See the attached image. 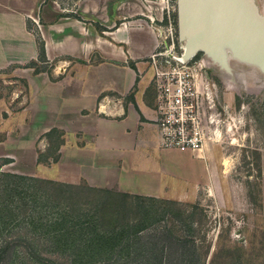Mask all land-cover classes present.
Returning a JSON list of instances; mask_svg holds the SVG:
<instances>
[{"label": "crops", "instance_id": "1", "mask_svg": "<svg viewBox=\"0 0 264 264\" xmlns=\"http://www.w3.org/2000/svg\"><path fill=\"white\" fill-rule=\"evenodd\" d=\"M71 2L72 10L60 0H0V80L11 69L24 82L9 98L0 94V119L6 115L0 157L40 164L37 141L56 128L63 144L52 161L53 181L180 203L210 200L240 210L244 188L234 179L233 159L216 143L195 150L162 144L155 109L145 97L147 81L139 80L140 64H126L156 46L152 29L125 23L135 14L148 15L135 0ZM37 35L45 64L38 61ZM92 55L99 61L92 62ZM33 61L49 67L37 72L27 66ZM17 98L19 108L12 110ZM13 134L21 135L18 155L8 146ZM20 173L46 177L35 170ZM260 174L264 181V154Z\"/></svg>", "mask_w": 264, "mask_h": 264}, {"label": "rangeland", "instance_id": "2", "mask_svg": "<svg viewBox=\"0 0 264 264\" xmlns=\"http://www.w3.org/2000/svg\"><path fill=\"white\" fill-rule=\"evenodd\" d=\"M135 1L148 18L135 14L125 23L144 30L152 29L157 41L152 52L135 60H128L126 64H140L139 80L147 81L145 97L154 109H157L158 75L173 73L175 79L182 74L187 76L191 88L187 109L191 111L192 125L202 128L205 143H216L221 153L233 159L234 179L242 184L244 198L240 200V210L234 211L226 207L218 208L210 200L203 203H165L162 200L147 202L113 191L118 195L109 197L102 205L106 212L105 217L102 216L104 228L124 221H138L142 215L141 207H145L157 223L167 225L176 235L195 240L207 264H263L264 181L257 169L261 166V154H264V53L252 48L238 53L232 47L227 51L222 47L223 55L219 57L201 49L190 59L182 60V46L186 43V38L178 34L176 0ZM60 2L72 10L71 0ZM251 2L257 13L264 15V0ZM119 24L117 21L118 26ZM126 60L119 59V63ZM91 61H99V56L92 55ZM40 67L48 68L49 65ZM23 88V80L15 77L11 69L5 71L0 80L1 96L9 98L13 91ZM18 105L17 98L10 104V108L17 110ZM3 116L0 119V141L5 140L6 136L5 130L1 129V121L6 115ZM159 116L156 112V117ZM80 135L77 131L76 136ZM20 137V134H13L8 143L11 149L15 148L16 154L23 152L17 140ZM59 140L57 133L50 139L39 138L37 152L42 159L47 160L40 164L32 162L25 165L19 156L16 161L0 157V172L28 176L20 172L35 170L37 174L46 176L35 178L51 180L50 171ZM12 141L18 145L10 146ZM4 159L10 161L2 165ZM32 184L0 173V244L10 241L17 245L19 251L13 260L0 264H52L47 261L49 259L56 264H72L75 254L55 251L53 247H49L52 245L49 235L59 225H55V228L46 225H50L61 210L69 211L71 222L68 224H72L73 218L78 214H83L82 221H92L94 206L91 202L100 195L88 191L84 187L85 183L78 181L76 188L68 191L71 195L65 193L71 199H66V206H63L64 193L60 196L49 184L39 183V192L33 195L37 189L32 188ZM44 192L51 193L48 200ZM113 209L118 212L114 220L110 215ZM99 229H103L102 224ZM91 236L92 234H86V237ZM24 241L34 242L38 246L39 259L28 257L27 249L23 247ZM111 256L118 257L119 254L112 253Z\"/></svg>", "mask_w": 264, "mask_h": 264}, {"label": "trees", "instance_id": "3", "mask_svg": "<svg viewBox=\"0 0 264 264\" xmlns=\"http://www.w3.org/2000/svg\"><path fill=\"white\" fill-rule=\"evenodd\" d=\"M166 21V17H164ZM27 27L30 28V22L27 21ZM36 43L38 48V61L45 64L46 57L44 51V43L41 38L36 36ZM28 67H33L35 71H40L38 63L33 61L30 62ZM133 101V95H130ZM57 133L60 136V140L57 145L59 147L63 144V133L56 128L50 129L43 136L47 139ZM58 154L54 155L53 161H56ZM10 160L4 159L2 165L8 163ZM38 161L45 162L47 160L42 159L40 153L38 154ZM260 175V167L257 169ZM1 174L10 177L20 178L22 180L30 181L35 183L31 187L37 189L36 194L39 192L37 184L46 183L54 188L56 193L62 194L67 193L69 195L71 189H75L76 185L72 183H64L53 180L38 179L32 176L19 175L13 173ZM84 187L88 191H94L97 193V200L92 201L93 212L91 213L92 221H82L83 214L76 215L71 222L70 213L68 210H61L54 217L50 225H46L51 228L57 226L53 234H47L50 237L54 250H60L67 252L68 254H75L72 259V264H207L206 259L200 254L198 245L195 240L186 236L176 235L167 225L157 223L156 220L152 219L150 212L145 208L141 207V218L136 222L124 221L119 225H112L110 228H104L103 217L106 212L104 206L102 207L105 200H109V197H113L115 192L105 189L91 188L84 184ZM48 200L51 193L44 192ZM125 196H131L129 194H123ZM58 195V196H59ZM102 195V196H101ZM59 196V197H60ZM137 199L144 200L147 202L157 201L150 197L132 195ZM37 198V197H36ZM66 199H71V196H63V206ZM160 201V200H159ZM165 203H178L170 200H162ZM66 204V203H65ZM118 212L114 209L110 212L111 219L116 218ZM103 216V217H102ZM152 219V220H151ZM154 220V221H153ZM50 221V220H49ZM92 222V223H87ZM32 223V222H31ZM100 223V224H99ZM90 224V225H89ZM102 224L103 229H99ZM99 225V226H98ZM86 234L91 237H86ZM28 257H34L39 259L38 246L34 242L24 241V246ZM112 253H118V257L111 256ZM19 251L17 245L10 241H4L0 244V262L11 261L14 257H17ZM43 259V258H42ZM41 260V259H40ZM52 264H56L51 259L47 260ZM237 264H240L238 262ZM264 264V263H263Z\"/></svg>", "mask_w": 264, "mask_h": 264}, {"label": "water", "instance_id": "4", "mask_svg": "<svg viewBox=\"0 0 264 264\" xmlns=\"http://www.w3.org/2000/svg\"><path fill=\"white\" fill-rule=\"evenodd\" d=\"M176 24L180 37L215 57L223 55L220 41L264 53V15L251 0H176Z\"/></svg>", "mask_w": 264, "mask_h": 264}, {"label": "built area", "instance_id": "5", "mask_svg": "<svg viewBox=\"0 0 264 264\" xmlns=\"http://www.w3.org/2000/svg\"><path fill=\"white\" fill-rule=\"evenodd\" d=\"M156 80L157 123L165 147L200 149L205 143L200 126H193L191 111L187 109V98L191 88L187 76L175 79L173 73H160ZM171 75V76H170ZM165 76V79H162ZM192 126V127H191Z\"/></svg>", "mask_w": 264, "mask_h": 264}, {"label": "bare ground", "instance_id": "6", "mask_svg": "<svg viewBox=\"0 0 264 264\" xmlns=\"http://www.w3.org/2000/svg\"><path fill=\"white\" fill-rule=\"evenodd\" d=\"M223 49L225 51L230 50V44L226 41H220ZM202 48L198 45H195L191 43L189 40L186 41V43L182 46V50L184 52V55L182 57V60L190 59L193 57L198 51H200Z\"/></svg>", "mask_w": 264, "mask_h": 264}]
</instances>
